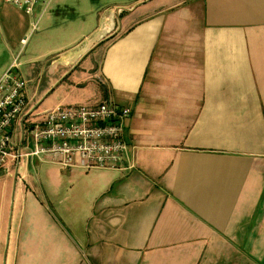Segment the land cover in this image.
Segmentation results:
<instances>
[{
  "label": "crops",
  "instance_id": "1",
  "mask_svg": "<svg viewBox=\"0 0 264 264\" xmlns=\"http://www.w3.org/2000/svg\"><path fill=\"white\" fill-rule=\"evenodd\" d=\"M172 1L128 0L77 23L61 6L29 17L0 4V77L42 24L29 51L41 83L26 87L14 141L73 74L80 91L55 101L129 107L135 163L0 172V264H264V0ZM35 170L50 178L39 194Z\"/></svg>",
  "mask_w": 264,
  "mask_h": 264
},
{
  "label": "built area",
  "instance_id": "2",
  "mask_svg": "<svg viewBox=\"0 0 264 264\" xmlns=\"http://www.w3.org/2000/svg\"><path fill=\"white\" fill-rule=\"evenodd\" d=\"M49 2L0 0V4L11 5L29 17L37 7L41 9V16ZM32 25L31 33L36 22ZM26 39L22 40V45ZM18 57L0 77V172L12 170L18 174L23 162L30 164L35 160L66 171L75 167L84 171L135 169L124 137L131 110L108 101L94 107H57L45 111L38 120L26 121L22 139L15 142L14 125L25 115L28 105L27 82L19 73Z\"/></svg>",
  "mask_w": 264,
  "mask_h": 264
},
{
  "label": "rangeland",
  "instance_id": "3",
  "mask_svg": "<svg viewBox=\"0 0 264 264\" xmlns=\"http://www.w3.org/2000/svg\"><path fill=\"white\" fill-rule=\"evenodd\" d=\"M128 0H50L48 3V6L45 10L48 12L50 10H56V6H61L64 8V11L66 12L65 14L70 16L73 13V23H77L79 20L76 21L78 18V15H86L92 10H97L101 11L104 9L113 8L116 9V5L118 4H123L124 2H127ZM145 0H143L144 2ZM179 0H173L172 3L176 4L177 6ZM180 5L185 11H188V9L192 10V0H183L180 1ZM45 11V12H47ZM34 21L36 22L35 29L28 37L26 42L20 46V51L17 52L18 57V64L20 66V75L23 77V79L27 82L26 87L30 91L35 90L36 88L40 87L41 83V74L39 73V69L41 67L42 62L36 61L34 64H32L31 60L34 59H29V51L31 49H38L40 47V44L38 43L39 41V36L42 30V24L38 23V20L35 18ZM76 21V22H75ZM32 30H33V25H32ZM89 29H85L83 32L88 34ZM87 41V40H86ZM102 48L99 47L95 52L93 53V57L87 58L82 64V68H87L89 65L93 66V61L97 62L99 60V56L101 54ZM0 53H1V47H0ZM3 60H6L7 54L5 51L1 53ZM32 58V57H30ZM42 88V87H41ZM80 87H73V74L67 77L65 80H62V82H59L55 89L52 92V95L45 100L40 106L39 109H37L36 112L42 110L43 108L50 107L48 108L47 111H51L54 108L57 107H65L66 104L69 102H61V101H55L56 98H61V99H71L73 98V93L79 92ZM66 107H73V106H66ZM38 114V113H36ZM31 120H36L35 117L31 118ZM37 161V160H35ZM34 161V162H35ZM49 165V164H48ZM52 165V164H51ZM55 167L59 170H61L57 166H52ZM62 171V170H61ZM32 174V180L34 181V191L36 194H39L41 192V185L40 182L45 186L50 182V178L48 175L45 173H41V176H39V173L35 170L31 172ZM64 175H67L64 173ZM70 187V184L68 185ZM68 188H62V193L67 194ZM66 196V195H64Z\"/></svg>",
  "mask_w": 264,
  "mask_h": 264
}]
</instances>
